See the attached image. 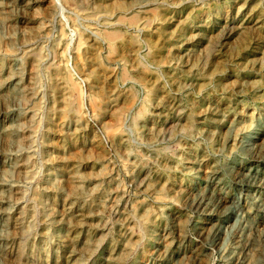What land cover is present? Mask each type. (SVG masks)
<instances>
[{"label": "rangeland", "instance_id": "1", "mask_svg": "<svg viewBox=\"0 0 264 264\" xmlns=\"http://www.w3.org/2000/svg\"><path fill=\"white\" fill-rule=\"evenodd\" d=\"M125 2L0 0V264H264V0Z\"/></svg>", "mask_w": 264, "mask_h": 264}, {"label": "bare ground", "instance_id": "2", "mask_svg": "<svg viewBox=\"0 0 264 264\" xmlns=\"http://www.w3.org/2000/svg\"><path fill=\"white\" fill-rule=\"evenodd\" d=\"M181 1V0H180ZM186 1V0H185ZM189 1V0H188ZM199 1V0H198ZM115 4L118 5V7H120V9H124L125 6H126V2L125 0H114ZM156 2V1H155ZM154 2V3H155ZM73 3V2H72ZM261 3V2H260ZM55 4V3H54ZM114 4V5H115ZM150 4V3H149ZM168 4V3H167ZM177 4H180L179 2L176 3ZM71 5V4H70ZM251 5V4H250ZM94 6V5H93ZM108 6V5H107ZM133 7V6H132ZM166 7V6H165ZM263 7V6H262ZM98 8V7H97ZM106 8V7H105ZM80 9V8H79ZM82 9V8H81ZM95 9V8H93ZM97 10V9H96ZM114 10V8H113ZM116 10V9H115ZM117 11V10H116ZM101 12V11H100ZM128 12V11H127ZM97 13V12H96ZM95 14V13H94ZM99 14V13H98ZM138 14V13H137ZM263 14V13H262ZM96 15V14H95ZM113 15V13H112ZM111 15V16H112ZM134 15V14H133ZM147 15H151V16H157L158 15V12H154V11H149L147 13ZM99 16V15H98ZM101 16V15H100ZM104 16V14H103ZM96 17V16H95ZM105 17V16H104ZM107 17V16H106ZM114 17V16H113ZM125 17V16H124ZM110 18V17H108ZM245 18V17H244ZM139 19V18H138ZM127 20V19H126ZM151 20V19H150ZM122 21V20H121ZM116 22V21H115ZM145 22V21H143ZM149 22V21H148ZM182 22V20H181ZM102 23V22H100ZM107 23V21H106ZM121 23V22H120ZM109 24V23H108ZM246 24V22H245ZM125 25V24H124ZM147 25V24H146ZM149 25V24H148ZM118 26V25H117ZM103 27V26H102ZM119 27V26H118ZM131 27V26H130ZM108 28V27H107ZM219 28V27H218ZM256 28V27H255ZM40 29V28H39ZM142 29H143V26H142ZM146 29H149L146 27ZM144 30V29H143ZM247 30V29H246ZM31 31V30H30ZM108 31V30H107ZM137 31V30H136ZM224 32V31H223ZM139 33V32H138ZM191 34V33H190ZM257 34V33H256ZM96 36V35H95ZM172 36V35H171ZM261 37V35H260ZM206 38V37H205ZM109 39L111 40V45H110V49H111V56H110V59H114L116 57H121L126 55V52L129 48L131 47H135L137 46V43L135 41V39L130 35V34H118V33H110L109 34ZM255 39V38H254ZM88 41V38L85 36L83 37L82 39H80L79 41V44L81 45V43L83 42H86L87 43ZM102 42V41H101ZM230 42V41H229ZM139 44V43H138ZM229 44V43H228ZM77 45V44H76ZM88 48V47H87ZM144 48V46H143ZM63 49V47H62ZM95 48H93V50H95ZM226 49V48H225ZM31 50V49H30ZM75 50V49H74ZM132 50V49H131ZM147 50V49H146ZM188 50V49H187ZM139 51V50H138ZM142 51V50H141ZM206 51V50H205ZM66 53V51H65ZM54 55V54H53ZM34 57V56H33ZM127 58H125V60L129 63V65L134 69V73L136 76H139L141 78H144L146 79V82H147V85H149V89L150 91L149 92H153L152 88L154 87V85L158 84V79L153 73H151L149 70L147 69H144L143 67L144 66H141L140 64H138L137 62V58L135 56V53L134 52H131L130 54H128L126 56ZM194 57V56H193ZM143 58V57H142ZM264 58V57H263ZM229 59V58H228ZM165 60V59H164ZM63 61V60H62ZM67 61V60H66ZM172 61V60H171ZM42 62H40L41 64ZM98 63V67L105 73H111L112 70L110 68H107V66H105L103 63H101L100 61H97ZM244 63V62H243ZM145 64V63H144ZM160 64V63H159ZM184 65V64H183ZM36 66H37V58L34 57L32 58V60H30V73L31 75L34 74V71L36 69ZM162 66V65H161ZM194 66V65H193ZM234 66V65H233ZM232 66V67H233ZM48 67V66H46ZM159 67V66H158ZM188 67V66H187ZM246 67V66H245ZM249 67V66H248ZM242 68V67H241ZM156 69V68H155ZM237 69V68H236ZM40 70V69H39ZM40 72V71H39ZM43 72V71H42ZM72 72V71H71ZM123 72V70H122ZM160 72V71H159ZM234 72V71H233ZM224 73V72H223ZM49 74L51 76V86H50V94H51V98H52V110L54 111L55 109H57V111H59L60 113H64V111L66 110H69L70 107H71V104H72V92L67 89L66 87V84H65V79H66V76H65V73L63 72L62 68L60 66H49ZM126 74V73H125ZM160 74V73H159ZM41 75V74H40ZM129 75V74H128ZM171 75V74H170ZM214 75V74H213ZM219 75V73H218ZM125 76V75H124ZM206 76V75H205ZM130 78V77H129ZM134 78V77H133ZM153 78V79H152ZM162 78V77H161ZM200 78V77H199ZM242 78V77H241ZM124 80V78H122ZM137 79V78H136ZM213 79V78H212ZM49 80V79H48ZM179 80V79H178ZM232 80V79H231ZM125 81V80H124ZM145 81V80H144ZM233 81V80H232ZM248 82V81H247ZM154 83V84H153ZM75 84V83H74ZM164 84V83H163ZM231 84V83H230ZM76 85V84H75ZM73 86L74 89L76 86ZM48 86V85H47ZM86 86V85H85ZM183 87V86H182ZM46 88V87H45ZM98 88V87H97ZM125 88V87H123ZM212 88V87H211ZM146 89V88H145ZM83 91V90H82ZM90 91V90H89ZM40 92V91H39ZM79 92V91H78ZM199 92V91H198ZM95 93L99 94L100 95V98L101 100L100 101H97L96 103H93L92 104V108L95 109V110H100V108H102V106L105 105L106 101H108V97L110 96H107V91L106 89H104L103 87L99 88L98 91L95 90ZM147 93V92H146ZM130 94V93H129ZM200 94V93H198ZM125 95V94H124ZM132 95V94H131ZM148 95V94H147ZM160 95V94H159ZM84 96V95H83ZM221 97V96H220ZM18 98V97H17ZM71 98V99H70ZM161 98V97H159ZM79 99V98H78ZM95 99V98H93ZM92 99V100H93ZM77 100V99H76ZM96 100V99H95ZM130 101V100H129ZM145 101V100H144ZM149 101V100H148ZM193 101V100H192ZM36 102V101H35ZM43 102V100H42ZM45 102V101H44ZM43 102V103H44ZM79 102V100H78ZM95 102V101H94ZM22 103V102H21ZM148 103V102H147ZM23 104V103H22ZM84 104V103H83ZM44 105V104H43ZM50 105V106H51ZM79 105V104H78ZM127 105V103H126ZM32 107V105H31ZM34 107V106H33ZM44 107V106H43ZM86 107V105H85ZM84 107V108H85ZM91 107V106H89ZM28 108V107H27ZM26 108V109H27ZM119 106L115 105L112 106L111 108V117H115L117 116V112L119 111ZM86 109V108H85ZM91 109V110H93ZM41 110V109H40ZM44 110V109H42ZM78 110V109H77ZM148 111V110H147ZM41 112V111H40ZM79 112V110L77 111ZM149 112V111H148ZM139 113V112H138ZM223 113V112H222ZM41 114V113H40ZM44 114V113H43ZM69 114V113H68ZM117 114V115H116ZM140 122L144 121L145 118H146V114H145V109L144 111L141 110V113H140ZM137 116V115H136ZM40 118V117H39ZM116 119H119V118H116ZM120 120V119H119ZM44 121V120H43ZM118 121V120H117ZM40 122V121H39ZM41 123V122H40ZM99 123V122H98ZM115 123V122H114ZM113 123V124H114ZM42 124V123H41ZM178 124V123H177ZM34 125V124H33ZM111 125V124H110ZM121 125V124H120ZM35 126V125H34ZM118 126V125H117ZM180 126V125H179ZM119 127V126H118ZM185 127V126H184ZM113 128H116V127H113ZM75 129V128H74ZM108 129H109V126H108ZM107 129V130H108ZM107 130L105 128V131H106V134H107ZM112 130V128L110 129V131ZM114 130V129H113ZM112 130V131H113ZM74 131V130H73ZM44 132V131H43ZM109 132V131H108ZM27 133V132H26ZM37 133V132H36ZM38 134V133H37ZM36 134V135H37ZM109 134V133H108ZM108 138V137H107ZM121 138V136L119 137V139ZM252 138H257L256 134L254 135H250L248 139H252ZM260 148V147H259ZM245 150V149H244ZM27 152V151H26ZM79 152V151H78ZM80 153V152H79ZM31 155V154H30ZM67 156V154H66ZM73 158V157H72ZM16 159V157H15ZM257 160V159H256ZM28 162V160H27ZM25 162V163H27ZM124 167V166H123ZM251 168V167H250ZM112 172V171H111ZM10 180V179H9ZM10 184V183H9ZM10 188V187H9ZM7 188V189H9ZM12 188V187H11ZM39 189V188H38ZM4 190V189H3ZM14 190V188H13ZM9 191V190H8ZM12 191V190H11ZM18 191V190H17ZM6 203V202H5ZM17 203V202H16ZM6 205V204H5ZM146 206V205H145ZM16 208V207H15ZM34 211V210H33ZM28 212V211H27ZM49 213V212H48ZM148 214V213H147ZM6 215V214H5ZM18 215V214H17ZM18 217V216H17ZM31 217V216H30ZM14 218V217H13ZM23 221V220H22ZM197 222H199V219L196 220ZM202 221V220H201ZM22 223V222H21ZM73 228V227H72ZM50 229V228H49ZM28 232V231H27ZM32 232V231H31ZM26 233V232H25ZM24 234V233H23ZM32 234V233H31ZM30 234V235H31ZM29 235V236H30ZM28 238V237H27ZM102 241V240H101ZM23 244V243H22ZM100 245V244H99ZM22 246V245H21ZM24 246V245H23ZM26 246V245H25ZM19 249V248H18ZM24 249V248H23ZM98 249V248H97ZM24 252V251H23ZM93 252V251H92ZM72 254V253H71ZM94 254V253H93ZM81 255V254H80ZM84 255V253H83ZM91 257V256H89ZM88 259V258H87ZM5 262V261H4ZM19 263V262H18ZM10 264V263H9ZM26 264V263H25Z\"/></svg>", "mask_w": 264, "mask_h": 264}]
</instances>
